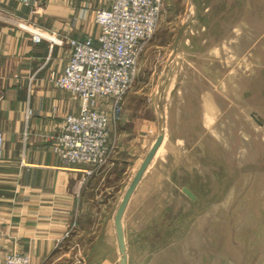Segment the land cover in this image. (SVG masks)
Listing matches in <instances>:
<instances>
[{"label":"rangeland","instance_id":"rangeland-1","mask_svg":"<svg viewBox=\"0 0 264 264\" xmlns=\"http://www.w3.org/2000/svg\"><path fill=\"white\" fill-rule=\"evenodd\" d=\"M126 96L122 144L84 191L95 222L87 217L86 232L67 236L45 264H119L116 238L100 231L90 246L89 229L108 217L97 216L98 199L116 204L133 178L160 111L165 142L123 219L127 264H262L264 0H165ZM126 151L129 172L112 198L109 177Z\"/></svg>","mask_w":264,"mask_h":264},{"label":"crops","instance_id":"crops-1","mask_svg":"<svg viewBox=\"0 0 264 264\" xmlns=\"http://www.w3.org/2000/svg\"><path fill=\"white\" fill-rule=\"evenodd\" d=\"M111 3L112 0H0V132L4 135L0 159V260L17 250L27 253L31 264H45L67 238L68 231L76 236L86 232L83 224L87 217L95 222L93 215L83 211L82 200L97 172L87 175L85 166L67 164L54 150L66 116L79 112L80 101L75 94L55 87L51 80L52 73L64 70L69 57L68 45L53 38L96 36V10L109 8ZM30 28L48 35L35 42ZM126 100L127 96L122 119L113 129L117 149L122 144L121 127L129 122L124 115ZM161 146L129 199L122 225L133 195ZM128 155L132 152H123V157L115 160L117 168L106 189L112 198L114 187L129 172ZM132 179L119 197L118 206ZM97 202V216L104 213L108 217L102 224L97 217L96 228L89 229L90 246L103 240V232H107V242L110 236L117 240L114 218L118 206L110 198Z\"/></svg>","mask_w":264,"mask_h":264},{"label":"built area","instance_id":"built-area-1","mask_svg":"<svg viewBox=\"0 0 264 264\" xmlns=\"http://www.w3.org/2000/svg\"><path fill=\"white\" fill-rule=\"evenodd\" d=\"M164 2L112 0L109 8L96 10V36L53 38L68 45L69 57L64 70L52 73L51 80L80 101L79 112L66 116L54 150L67 164L85 166L87 175L108 162L117 149L113 129L122 119L139 56L157 29ZM30 29L35 42L48 35ZM3 153L4 135L0 132V159ZM0 264H31V259L27 253L14 250L5 254Z\"/></svg>","mask_w":264,"mask_h":264},{"label":"water","instance_id":"water-1","mask_svg":"<svg viewBox=\"0 0 264 264\" xmlns=\"http://www.w3.org/2000/svg\"><path fill=\"white\" fill-rule=\"evenodd\" d=\"M161 112V117L159 119V131L158 135L149 149L148 153L146 154L145 158L143 159L142 163L140 164L138 170L136 171L132 181L130 182L127 190L124 193V196L117 208L115 218H114V223H115V229H116V236H117V243H118V248L119 252L121 254L119 264H127L128 263V252H127V247L125 243V237H124V231H123V225H122V217L125 212L126 206L129 202V199L137 187L139 181L141 180L145 170L151 163L153 157L155 156L158 148L161 146L163 143V140L165 138V125H164V116ZM183 192L187 194L191 199L195 198V194L187 187H183ZM264 264V261L263 263Z\"/></svg>","mask_w":264,"mask_h":264}]
</instances>
